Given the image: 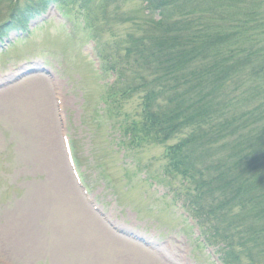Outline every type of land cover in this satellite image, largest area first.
Listing matches in <instances>:
<instances>
[{
    "label": "rangeland",
    "instance_id": "1",
    "mask_svg": "<svg viewBox=\"0 0 264 264\" xmlns=\"http://www.w3.org/2000/svg\"><path fill=\"white\" fill-rule=\"evenodd\" d=\"M82 5L51 0L22 34L0 26V264H221L165 180V146L118 140L102 103L114 77L102 76ZM109 8L103 31L123 15Z\"/></svg>",
    "mask_w": 264,
    "mask_h": 264
},
{
    "label": "trees",
    "instance_id": "2",
    "mask_svg": "<svg viewBox=\"0 0 264 264\" xmlns=\"http://www.w3.org/2000/svg\"><path fill=\"white\" fill-rule=\"evenodd\" d=\"M4 1L0 26L19 33L51 2ZM81 1L123 149L165 146V180L221 264H264V0H141L132 14L130 0ZM111 6L123 15L106 40Z\"/></svg>",
    "mask_w": 264,
    "mask_h": 264
}]
</instances>
